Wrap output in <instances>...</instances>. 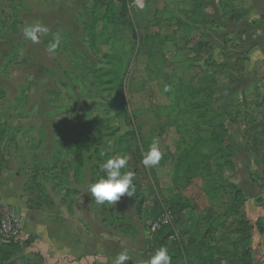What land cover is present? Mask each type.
Listing matches in <instances>:
<instances>
[{"label": "rangeland", "instance_id": "rangeland-1", "mask_svg": "<svg viewBox=\"0 0 264 264\" xmlns=\"http://www.w3.org/2000/svg\"><path fill=\"white\" fill-rule=\"evenodd\" d=\"M205 1L80 0L78 19L54 28L49 41L61 42L53 54L19 33L24 5L0 0V168L24 177L28 197L50 209L52 201L76 203L78 185L90 186L105 175L102 162L126 155L131 217L144 229L150 258L163 246L171 264L214 256L219 264H264L257 225L264 178L239 177L230 133L245 129L221 114L215 82L225 78L221 70L234 72L232 56ZM153 139L162 158L147 168L142 159ZM184 152L189 157L178 164ZM115 203L94 200L93 213L133 237L136 227ZM167 213V223L153 225ZM8 252L21 257L13 264H38L19 245Z\"/></svg>", "mask_w": 264, "mask_h": 264}, {"label": "crops", "instance_id": "crops-1", "mask_svg": "<svg viewBox=\"0 0 264 264\" xmlns=\"http://www.w3.org/2000/svg\"><path fill=\"white\" fill-rule=\"evenodd\" d=\"M2 1H18L24 5L19 15L20 34L26 25L36 21L48 27L49 32L40 39L45 50L49 47L45 40L54 28L67 21L71 24L80 13L78 7H82L80 0ZM205 3L210 4L204 11L207 20L215 23V27L219 25L213 30L219 32L220 46L228 39L226 50H234L232 54L241 57L240 72L221 70L226 76L223 78L222 74L220 78L221 114L236 116L235 123H239L236 125L245 129L241 136L230 133L232 155L239 164L240 178L261 180L264 178V0H206ZM206 41L212 45L210 37ZM45 69L42 68L44 75ZM75 190L79 194L76 203L52 201L49 209L35 197H28L24 177L0 168V202L13 209L25 235L14 244L23 247L27 256L38 258V264H112L121 252L129 254L128 264H147L150 257L146 251V234L131 217L130 197L125 194L115 206H121L116 212L130 218L129 226L136 227L137 234L133 237L122 234L114 225L106 224L102 216L93 213L94 198L89 193V184L78 185ZM27 237L32 241L30 244L26 242ZM1 246L0 238V252ZM18 258L21 257L18 255Z\"/></svg>", "mask_w": 264, "mask_h": 264}, {"label": "clouds", "instance_id": "clouds-1", "mask_svg": "<svg viewBox=\"0 0 264 264\" xmlns=\"http://www.w3.org/2000/svg\"><path fill=\"white\" fill-rule=\"evenodd\" d=\"M49 32L48 27L41 21H36L26 25L22 30V35L26 40L36 44L40 42L41 37ZM60 38L56 37L54 42L50 43L48 51L56 52L60 46ZM167 90V88L165 89ZM162 158L158 141L153 139L148 150L144 153L142 163L147 168H152L159 164ZM128 164V157L116 156L102 162L99 167L104 176H101L89 186V193L97 204L105 203L113 205L119 201L122 196L127 194L133 196L135 193V184L133 183V173L131 171H123ZM130 256L127 252H121L115 256L112 264H128ZM147 264H171V256L167 247H160L151 256Z\"/></svg>", "mask_w": 264, "mask_h": 264}, {"label": "built area", "instance_id": "built-area-1", "mask_svg": "<svg viewBox=\"0 0 264 264\" xmlns=\"http://www.w3.org/2000/svg\"><path fill=\"white\" fill-rule=\"evenodd\" d=\"M171 214L167 213L156 220L153 225L167 223ZM0 238L4 242H15L25 238L21 227L20 219L15 215L13 209L0 202Z\"/></svg>", "mask_w": 264, "mask_h": 264}, {"label": "trees", "instance_id": "trees-1", "mask_svg": "<svg viewBox=\"0 0 264 264\" xmlns=\"http://www.w3.org/2000/svg\"><path fill=\"white\" fill-rule=\"evenodd\" d=\"M129 2H131V0H125V3H129ZM126 5V4H125ZM81 6H83V4L81 3ZM77 17H78V15H77ZM78 18H75V21L77 20ZM16 23H18V19H17V22H14L13 23V28H14V30H15V27H16ZM92 24H93V26H92V30H94V28H95V21H93L92 22ZM51 37V36H50ZM50 37L49 38H47V45L49 46L50 45V41H49V39H50ZM228 39H224L223 40V45H222V49L223 50H225L226 52H228L229 53V55L230 56H232L231 58H232V65H231V70H233L235 73H237V72H240V70L238 69L239 67H241V65L239 64V60H241V57H235V55L234 54H232L230 51H227L226 49V47H227V43H228ZM225 52V53H226ZM228 55V56H229ZM233 58H234V61H233ZM219 81V88H220V80H218L217 78H215V82H218ZM218 87V86H217ZM189 157V155H188V152H184V155L183 156H181V157H179L178 159H176L177 160V162H178V164H182V163H184V161H185V159L186 158H188ZM122 217V216H121ZM120 217V218H121ZM259 223H261V222H259ZM257 224L258 225V227L260 228V231L261 232H263L264 231V222L263 223H261V224ZM26 242H27V244L29 243H31L32 241H31V239L30 238H28L27 237V240H26ZM15 244L13 243V242H4V241H2V246H1V259H0V264H4L5 263V261H8V260H10L11 259V257L12 256H10L9 255V250L14 246ZM209 249L210 250H213V248L212 247H209ZM217 253V252H216ZM217 260V261H216ZM204 261V260H203ZM7 264H13V262H10V263H7ZM92 264H94V263H92ZM207 264H219L218 263V258H215V256L212 258V259H210L209 260V262H207Z\"/></svg>", "mask_w": 264, "mask_h": 264}]
</instances>
